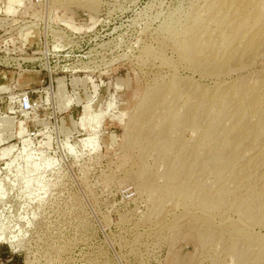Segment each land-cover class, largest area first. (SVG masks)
Listing matches in <instances>:
<instances>
[{
    "label": "rangeland",
    "instance_id": "obj_1",
    "mask_svg": "<svg viewBox=\"0 0 264 264\" xmlns=\"http://www.w3.org/2000/svg\"><path fill=\"white\" fill-rule=\"evenodd\" d=\"M0 264H264V0H0Z\"/></svg>",
    "mask_w": 264,
    "mask_h": 264
},
{
    "label": "built area",
    "instance_id": "obj_2",
    "mask_svg": "<svg viewBox=\"0 0 264 264\" xmlns=\"http://www.w3.org/2000/svg\"><path fill=\"white\" fill-rule=\"evenodd\" d=\"M20 107L21 110L24 112H29L32 109V101L28 95L23 97L20 103Z\"/></svg>",
    "mask_w": 264,
    "mask_h": 264
},
{
    "label": "bare ground",
    "instance_id": "obj_3",
    "mask_svg": "<svg viewBox=\"0 0 264 264\" xmlns=\"http://www.w3.org/2000/svg\"><path fill=\"white\" fill-rule=\"evenodd\" d=\"M240 95V94H239ZM210 216V215H209Z\"/></svg>",
    "mask_w": 264,
    "mask_h": 264
}]
</instances>
